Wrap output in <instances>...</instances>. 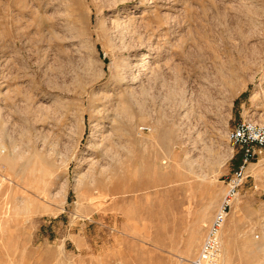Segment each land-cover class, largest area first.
I'll return each instance as SVG.
<instances>
[{
	"label": "rangeland",
	"instance_id": "374dc122",
	"mask_svg": "<svg viewBox=\"0 0 264 264\" xmlns=\"http://www.w3.org/2000/svg\"><path fill=\"white\" fill-rule=\"evenodd\" d=\"M32 1L0 0V264H192L227 196L219 264H264V151L242 171L228 141L264 124V17L249 33L241 0Z\"/></svg>",
	"mask_w": 264,
	"mask_h": 264
},
{
	"label": "built area",
	"instance_id": "2783aa9c",
	"mask_svg": "<svg viewBox=\"0 0 264 264\" xmlns=\"http://www.w3.org/2000/svg\"><path fill=\"white\" fill-rule=\"evenodd\" d=\"M228 141L232 149H237L242 155L244 169L264 151V124L252 120H242L235 124L228 132ZM242 171L240 174H242ZM233 181L232 188H236ZM2 178L0 177V191ZM228 197L216 213L212 223L208 226L198 255L192 260V264H219L222 253V231L228 216Z\"/></svg>",
	"mask_w": 264,
	"mask_h": 264
},
{
	"label": "bare ground",
	"instance_id": "6f19581e",
	"mask_svg": "<svg viewBox=\"0 0 264 264\" xmlns=\"http://www.w3.org/2000/svg\"><path fill=\"white\" fill-rule=\"evenodd\" d=\"M39 1H43V0H39ZM44 1H50V0H44ZM63 2H64V0H62ZM62 1H60V2H62ZM70 1V0H69ZM262 1V0H261ZM66 2V1H65ZM45 3V2H44ZM43 3V4H44ZM35 0H33L32 1V8L33 9H36L35 8ZM41 5V4H40ZM39 4H37L36 3V7L38 8V6H40ZM67 6H68V9H67V11H66V15H67V21L66 22H68V24H69V26H70V22H72V21H74V20H70V18H71V16L73 15V13L74 12H72L71 10L72 9H70L69 7V4L67 3ZM42 7V6H41ZM65 9V8H64ZM63 9V10H64ZM83 14V13H82ZM86 14V13H85ZM65 15V16H66ZM239 17H238V19L240 18V20H242L243 22L245 21V24H248L247 26H250L249 28H250V31H249V33L251 32V26H253L254 24H253V22L255 23L256 22V20L258 21L259 20V17H264V0L262 1V2H257L256 3V1H254V0H241V2H240V13H239ZM74 16V15H73ZM262 20V19H261ZM260 22V21H259ZM262 22H264V21H262ZM73 24V23H72ZM239 26V25H238ZM241 27V26H240ZM241 31V30H240ZM252 32H254L253 30H252ZM251 32V33H252ZM260 32V31H259ZM243 35V34H242ZM249 35V34H248ZM48 37V36H47ZM247 37H249V36H247ZM250 37H251V35H250ZM42 38H44L43 36H42ZM38 42H42V40H38ZM43 46H45V45H42V47L41 46H38V48H39V50H44L45 49V51H47V49L46 48H43ZM56 46V45H55ZM53 48V47H52ZM55 51H56V49H55ZM56 54V53H55ZM50 55V54H49ZM48 57V56H47ZM46 57V58H47ZM44 59V58H43ZM62 61V60H61ZM149 62H150V59H149V52H146V53H144L143 54V57H142V59L138 62V64H137V66H136V68H135V71H134V73H132V75H133V77L134 78H137V77H139L140 75H142V73L148 68V64H149ZM70 63V62H69ZM66 64V63H65ZM76 65H77V63H75ZM62 65V64H61ZM71 65V64H70ZM122 66H123V68L125 67V66H127V61H126V59H124V61H123V63L121 64ZM63 66V65H62ZM85 67V66H84ZM121 67V66H120ZM60 68V67H59ZM66 68V67H65ZM63 69H64V67H63ZM81 70H82V68H81ZM121 70H122V68H121ZM126 70V69H125ZM50 71V70H49ZM65 71V70H64ZM64 71L62 70L61 71V73H64ZM80 72H82V71H75V75H74V77H73V81L74 82H77L80 86H82L83 85V82H85V80L84 79H86V78H84V77H82L83 76V73L81 74ZM58 74V73H57ZM66 74V73H65ZM32 75V74H31ZM46 75V74H45ZM52 75V74H51ZM56 76V75H55ZM54 76V77H55ZM71 76V75H70ZM53 77V80H51L50 82L53 84V85H58L60 88H62L63 89V87H64V85H60L58 82H60V81H56L55 80V78ZM51 78H52V76H51ZM61 78V77H60ZM65 79H66V76L64 77ZM34 80V79H33ZM59 80V79H58ZM30 81V80H29ZM48 81V80H47ZM33 82V81H32ZM64 82H67L66 80L64 81ZM223 82V81H222ZM36 83V82H35ZM49 84V83H48ZM66 84V83H65ZM26 85V84H25ZM30 85V84H29ZM32 85V84H31ZM32 88H33V86H31ZM30 88V87H29ZM67 88V87H66ZM38 89V88H37ZM182 89V88H181ZM179 90V92H178V95H182V90ZM24 91V90H23ZM173 91V90H172ZM233 92V91H232ZM142 94H143V98H142V100H144V103H143V101H142V103L143 104H140V106H139V112H141V114H145L146 115V113L148 112V104H146V99H145V93H147L146 91L144 92H141ZM148 94V93H147ZM171 96H172V99L174 100L175 99V97H176V95H177V91H176V93L174 92V93H169ZM28 95V96H27ZM26 95V101L28 102V100H30L31 98H33V94H27ZM131 95V94H130ZM169 95V96H170ZM47 96V95H46ZM132 96V95H131ZM210 96V95H209ZM139 97V96H138ZM141 97L142 96H140V99H141ZM181 98V100H182V97H180ZM139 98H137L136 96L134 97H132L131 98V100H132V102H136V104H137V101H139L138 100ZM207 100V99H206ZM128 101H129V99H128ZM23 102V101H22ZM38 102V101H37ZM61 100L59 99V103L61 104ZM66 102V101H65ZM67 103V102H66ZM123 103V104H122ZM121 104V107H119V110H118V114H117V116L118 115H120V116H118V117H116L115 118V120H116V122H117V125L115 126V131H116V134H118L119 136H121L122 135V133H124L125 134V132H124V128L125 129H127L126 127H125V124H127L126 126H128L129 127V125H131L132 127H134V125H133V123H132V118H133V114H132V111H130L129 109V106H127V102H125V100L122 102ZM68 104V103H67ZM135 104V103H134ZM29 105H31V104H29ZM63 105V104H62ZM27 106V105H26ZM68 106V105H67ZM55 107V106H54ZM57 107V106H56ZM48 108V107H47ZM131 108H132V106H131ZM56 109H58V107L57 108H55V110ZM61 109V108H60ZM68 109V108H67ZM51 110H53V108L51 109ZM66 110V109H65ZM136 110V109H135ZM138 110V109H137ZM54 111V110H53ZM204 111V110H203ZM52 112V111H51ZM50 112V113H51ZM59 112V111H58ZM64 112V111H63ZM135 112V111H134ZM136 113V112H135ZM55 115V114H54ZM63 115V114H62ZM43 116H45V115H43ZM0 117H2V113H1V110H0ZM46 118V117H45ZM124 120H127V122H125ZM13 121H15V120H13ZM160 120H158L157 122H159ZM14 123V122H13ZM33 123V122H32ZM161 124L163 125V123L161 122ZM135 128V127H134ZM2 131H4V129H2ZM46 131V130H45ZM114 131V132H115ZM129 131V130H128ZM127 131V132H128ZM131 131V130H130ZM163 131V130H162ZM22 134H24V133H22ZM167 134L168 133H166V136H167ZM162 135H165V134H162ZM161 135V136H162ZM169 135V134H168ZM170 136V135H169ZM162 138V137H161ZM163 138H165V141H167L169 138H167V140H166V137L164 136ZM162 138V139H163ZM164 140V139H163ZM1 141V140H0ZM146 143V142H145ZM161 143V142H160ZM169 143V142H168ZM162 144V143H161ZM144 145H146V144H144ZM143 145V146H144ZM149 145V144H148ZM147 145V146H148ZM146 146V147H147ZM167 146V145H166ZM169 146H170V144H169ZM168 146V147H169ZM56 147V146H55ZM7 149V148H6ZM12 149V148H11ZM166 149H167V147H166ZM169 149H170V147H169ZM14 151V150H13ZM25 152V151H24ZM13 153V152H12ZM128 153V152H127ZM169 153V152H168ZM134 154V153H133ZM25 156V155H24ZM115 156H119V155H115ZM18 157H20V158H22L23 157V154L22 153H18V155H16V156H14V157H11V156H5V157H3V158H1V161H2V163L3 162H7V163H12L11 161H13V160H16ZM141 159V158H140ZM18 160V159H17ZM146 161V160H145ZM144 161V162H145ZM194 160L191 158V159H187L186 160V162H187V164L189 165V170H192V166H193V162ZM217 160L215 159V157H213V162H216ZM30 162V161H29ZM114 163V162H113ZM165 163H167L166 161H165ZM27 166L26 167H28V163H25ZM140 164V163H139ZM158 164V163H157ZM115 165V164H114ZM120 165V164H119ZM142 168V167H141ZM144 168V167H143ZM119 169V168H118ZM111 170V169H110ZM116 170V169H115ZM21 172V171H20ZM87 179V178H86ZM109 179V178H108ZM89 181V180H88ZM114 181V180H113ZM108 184V183H107ZM156 185H158V184H156ZM139 188V187H138ZM262 225H263V227H262V231L264 232V221L262 222ZM198 234V233H197ZM198 239V238H197Z\"/></svg>",
	"mask_w": 264,
	"mask_h": 264
}]
</instances>
